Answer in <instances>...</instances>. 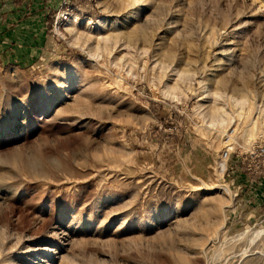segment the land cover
Listing matches in <instances>:
<instances>
[{
    "label": "rangeland",
    "instance_id": "obj_1",
    "mask_svg": "<svg viewBox=\"0 0 264 264\" xmlns=\"http://www.w3.org/2000/svg\"><path fill=\"white\" fill-rule=\"evenodd\" d=\"M72 2L0 0V264H264V0Z\"/></svg>",
    "mask_w": 264,
    "mask_h": 264
},
{
    "label": "crops",
    "instance_id": "obj_2",
    "mask_svg": "<svg viewBox=\"0 0 264 264\" xmlns=\"http://www.w3.org/2000/svg\"><path fill=\"white\" fill-rule=\"evenodd\" d=\"M236 159L229 163V185L234 194L239 192L240 200L243 198L253 214L260 217L264 215V171L251 165L253 157Z\"/></svg>",
    "mask_w": 264,
    "mask_h": 264
},
{
    "label": "built area",
    "instance_id": "obj_3",
    "mask_svg": "<svg viewBox=\"0 0 264 264\" xmlns=\"http://www.w3.org/2000/svg\"><path fill=\"white\" fill-rule=\"evenodd\" d=\"M85 2H89L91 0H84ZM78 10V8L73 4L72 0H58V10L55 14V22L68 20L72 10ZM228 151L227 149L223 151L222 157L227 158ZM249 156L256 158V163L254 166L256 168L264 171V147H256L249 151Z\"/></svg>",
    "mask_w": 264,
    "mask_h": 264
},
{
    "label": "bare ground",
    "instance_id": "obj_4",
    "mask_svg": "<svg viewBox=\"0 0 264 264\" xmlns=\"http://www.w3.org/2000/svg\"><path fill=\"white\" fill-rule=\"evenodd\" d=\"M68 23H67V28H70L71 29V23L73 20H71L70 18L67 20Z\"/></svg>",
    "mask_w": 264,
    "mask_h": 264
}]
</instances>
